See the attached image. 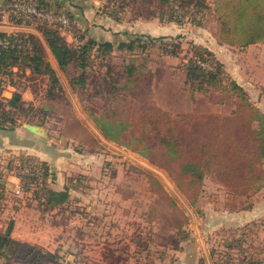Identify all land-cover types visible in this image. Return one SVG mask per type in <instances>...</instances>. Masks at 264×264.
<instances>
[{"label": "rangeland", "instance_id": "obj_1", "mask_svg": "<svg viewBox=\"0 0 264 264\" xmlns=\"http://www.w3.org/2000/svg\"><path fill=\"white\" fill-rule=\"evenodd\" d=\"M91 1L93 10L87 8L83 15L77 11V16L80 23L87 22L88 29L93 28L96 40V32L104 33L112 41H128L130 35L138 34L157 38L138 56L150 71L144 80L159 107L173 114L230 113L233 104L229 97L222 103L216 91L191 95L183 84L184 63L192 55L193 46L202 45L214 52L227 71L240 67L244 80L255 84L247 86L249 90L241 86L264 112V54L259 55L255 48L253 53L239 56V47L223 41L221 25L211 10H204L198 25L186 21L180 24L165 20L167 6L173 0L86 3ZM25 2L14 1L8 9L12 4ZM0 16L19 22L6 10ZM20 20L39 29L38 21ZM80 23L77 26L82 29ZM56 29L71 47L80 46L89 37L88 30L83 29L85 35L80 37L71 24L66 30ZM162 36V42L178 43V47L168 46V50H176L175 54L160 49ZM99 54L94 47L92 65L84 75L86 86L81 87L71 85L80 75L72 63L65 69L57 63L56 71L43 51L44 60L59 81L52 86L53 95H48L49 75L34 71L38 76H32L36 79L27 83L29 101L21 99L18 108L11 109L16 113L14 126L22 128L29 124L41 130L43 134L35 133V143L46 146L45 155L50 162L54 164L61 156L56 166L49 167L46 186L53 190L66 187L69 199L61 206L49 207L39 196L45 192L40 173L31 185L22 184L19 178V168L27 155L17 150H0V232L11 224V236L34 249L25 258H19L22 253L19 257L0 256V264H241L250 256L257 264H264V189L248 196L237 195L205 178L201 193L191 202L192 196L177 186L166 169L118 142L111 140L102 145L90 160L82 152L84 147L79 140H72L71 148L66 147L67 137L93 139L88 129L101 136L94 117L110 106L107 98L132 102L136 98L129 89L119 87L109 92L106 86L126 79V51L118 50L115 43L105 59ZM8 75L3 73L0 92ZM29 96L37 98L32 100ZM0 101L5 110L8 100L0 97ZM7 175L17 179L14 189L6 181ZM154 182L162 192L151 190ZM17 186L22 187L19 193L15 192ZM166 197L182 212L180 225L172 221L175 209ZM228 243H232V248H228Z\"/></svg>", "mask_w": 264, "mask_h": 264}, {"label": "trees", "instance_id": "obj_2", "mask_svg": "<svg viewBox=\"0 0 264 264\" xmlns=\"http://www.w3.org/2000/svg\"><path fill=\"white\" fill-rule=\"evenodd\" d=\"M27 1L44 12H65L71 26L80 33L79 36L85 35L81 31L83 29L86 32V29L77 26L79 19L72 10L77 8L80 15H83L85 5L77 3L79 0H68V3L65 0L63 4L49 0ZM106 1L115 5L123 0ZM177 7L180 8L179 14ZM204 10H211L216 16L224 42L239 48L255 43L264 44V0H210V3L204 0H173L167 6L165 20L198 25ZM37 26L59 67L65 69L72 63L80 71L78 78L72 80V86H86L84 75L92 65L91 51L94 47L103 59L111 53L115 43L118 50L126 51L127 55L123 58L126 79L123 82L114 80L111 86H106L109 92L119 87L129 89L136 98L133 102L123 98H107L106 103L110 106L99 117H94L95 122L107 138L166 169L177 186L192 196L191 202H195L201 193L205 178L237 195L248 196L264 189V112L250 100L245 89L228 73L225 64L213 51L202 45L193 46L192 55L184 63V83L191 95L216 91L221 95L219 101L222 103L229 97L233 104L230 113L189 111L173 114L152 100L151 89L144 80L150 71L138 56L157 41L156 37L138 34L130 35L128 41H112L95 40L87 36L86 42L79 47H71L51 24L38 20ZM0 37L8 41L0 49V73H9L13 65L24 62L33 71L49 75L48 95H53L52 86L58 85L59 81L54 70L44 60L41 43L31 34L0 33ZM163 39L162 36L160 49L175 54L176 50H168V46L178 47V43L162 42ZM20 101V95L15 93L7 102L10 109L4 110L0 105V128L14 126L13 115L16 113L11 109L18 108ZM25 169L29 172L26 173ZM19 170V178L26 185L37 180L39 173L42 175L45 192L39 196L49 207L61 206L68 201L69 192L66 187L53 190L46 186L49 166L45 162L25 156ZM158 185L154 182L151 190L162 192ZM166 200L175 209L172 221L180 225L182 212L176 209L171 198L166 197ZM11 228L10 224L4 232H0V256L19 257V253H22L19 258H25L31 255L33 247L14 239ZM227 246L232 248V243ZM241 264H257V260L250 256L247 260L243 259Z\"/></svg>", "mask_w": 264, "mask_h": 264}, {"label": "crops", "instance_id": "obj_3", "mask_svg": "<svg viewBox=\"0 0 264 264\" xmlns=\"http://www.w3.org/2000/svg\"><path fill=\"white\" fill-rule=\"evenodd\" d=\"M14 1H17V0H0V15L3 11L7 10L8 5H11V3ZM25 1H27V0H24V2ZM50 1H52V2L53 1H59L60 3L63 4L65 0H50ZM79 1H77V3H79L80 5L81 4L85 5L83 12L86 11L87 8L88 9L92 8L91 10H93V8L95 7L93 4V1L87 2V3H86V0H79ZM68 2L69 1L66 0V3H68ZM25 3H28V1ZM72 10L75 12V14L77 16L79 9L73 8ZM79 14H81V13L79 12ZM79 22H77V24H79ZM86 23H83L84 26H83V24H81V23L80 24L82 25L83 28L88 30L87 31L89 33L88 38L95 39L94 38L95 35L93 34V31H94L93 28L89 27V29H88V25ZM0 33H4L7 35L31 34L41 43L46 59L48 60L51 67H53V69H55L57 71V66H58L57 61H56L55 57L53 56V54L51 53V51H50V49H49V47L45 41V38L39 29H37V28L35 29L31 25L23 24L20 22L9 21L8 19H4L3 17L1 18V16H0ZM97 33L99 34L98 35L99 39H97V40L108 38L107 36L104 35V33L96 32V35H97ZM255 48L259 49V51H260L258 53L259 55L262 56V54H264V44H261V43L250 44L245 48H239V50L237 48V51L241 53L239 56H241V55L244 56L248 53H253V50ZM261 58H263V57H261ZM228 71L232 75V77L240 85H242L243 87L246 88V90H249L248 89L249 86L255 87V84H252L247 80H244V78L240 74V67H238V66H237V68L231 67ZM23 73H25V75ZM9 74L10 75H8L7 79H5V83H4L5 86L1 89L0 97L8 100L10 98V97L8 98V96L13 94L14 92H16L20 95L21 99L29 101V100H27L28 99L27 98L28 97L27 92H29V89L27 88V83L30 82V80H32V79H36V78H33L32 76H34V77L38 76L37 73H35L30 67H28L26 65V63L21 62L19 64L13 65L9 69ZM29 75H31V77ZM184 75H185V73H184ZM184 80H185V77L183 78V84L185 85ZM186 88H187V86H186ZM183 90H185V89H183ZM210 92L211 91L199 93V94H207ZM36 98H37L36 96L35 97L32 96L31 99L34 100ZM39 98H40V96H39ZM7 106L8 107L5 109H10L8 104H7ZM27 125H29V124H23L22 128L18 127V125L17 126H11L9 128H5V129L0 128V150H3V149L17 150L18 152H21L27 156H32V157L39 159L40 161L45 162L50 168H52L53 165L56 166V163L60 162L61 156L59 157L58 160H56V162H54V164L52 162H50L49 158L45 155V154H47L46 153V146H44V144L35 143V139H34L36 137L35 132L31 131L27 127ZM87 131L90 132L93 139H91L89 141H85V140H80L77 138L67 137L68 141H66V147L68 146V148H71L72 140L73 141L79 140L81 143H83L84 148H83L82 152L85 155H87L89 157V160H90L91 158L95 157L94 155L97 154L96 152L98 151V149H100V147H103L102 145L109 144L111 139L107 138L103 134V132H101V134H100L101 136H98V134L96 135L93 132L94 130L88 129ZM98 154H100V153H98ZM92 160H94V159H92ZM14 180L15 179L12 177V175H7L6 181H8L11 184L13 189L15 186ZM15 181H17V179Z\"/></svg>", "mask_w": 264, "mask_h": 264}, {"label": "built area", "instance_id": "obj_4", "mask_svg": "<svg viewBox=\"0 0 264 264\" xmlns=\"http://www.w3.org/2000/svg\"><path fill=\"white\" fill-rule=\"evenodd\" d=\"M7 14L11 15L12 18L18 19H24L29 22L35 21H41V22H47L51 24L54 28H59L60 30H66L70 27V19L67 16L65 12H44L36 6H33L32 4H12L11 8H7ZM8 44V41L2 37H0V49L4 48ZM74 47H79V44H75ZM3 74L0 73V83L2 82ZM25 172L28 173L29 171L25 169ZM22 187L17 186L15 189L16 193L21 192Z\"/></svg>", "mask_w": 264, "mask_h": 264}, {"label": "water", "instance_id": "obj_5", "mask_svg": "<svg viewBox=\"0 0 264 264\" xmlns=\"http://www.w3.org/2000/svg\"><path fill=\"white\" fill-rule=\"evenodd\" d=\"M27 127H28L31 131H33V132H35V133H37V134H43V133L41 132V130L38 129L37 126L27 125Z\"/></svg>", "mask_w": 264, "mask_h": 264}, {"label": "bare ground", "instance_id": "obj_6", "mask_svg": "<svg viewBox=\"0 0 264 264\" xmlns=\"http://www.w3.org/2000/svg\"><path fill=\"white\" fill-rule=\"evenodd\" d=\"M4 86V85H3Z\"/></svg>", "mask_w": 264, "mask_h": 264}]
</instances>
